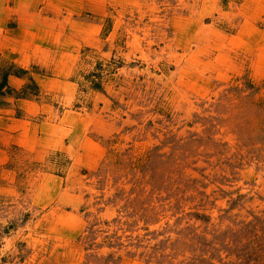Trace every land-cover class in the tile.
<instances>
[{
	"label": "rangeland",
	"instance_id": "rangeland-1",
	"mask_svg": "<svg viewBox=\"0 0 264 264\" xmlns=\"http://www.w3.org/2000/svg\"><path fill=\"white\" fill-rule=\"evenodd\" d=\"M12 71L0 264H264V0H0Z\"/></svg>",
	"mask_w": 264,
	"mask_h": 264
},
{
	"label": "crops",
	"instance_id": "crops-1",
	"mask_svg": "<svg viewBox=\"0 0 264 264\" xmlns=\"http://www.w3.org/2000/svg\"><path fill=\"white\" fill-rule=\"evenodd\" d=\"M28 17H29V24L32 27V22L30 21V14H28ZM26 19H27V16H26ZM46 22L47 20H45L44 23ZM25 84H27V79L23 78L20 74L16 73L15 71H12L7 74L5 83L2 86L0 85V91H4L6 89H11L13 91L19 90L23 88Z\"/></svg>",
	"mask_w": 264,
	"mask_h": 264
}]
</instances>
